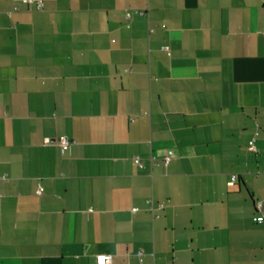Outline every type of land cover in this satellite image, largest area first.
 <instances>
[{
  "label": "crops",
  "instance_id": "crops-1",
  "mask_svg": "<svg viewBox=\"0 0 264 264\" xmlns=\"http://www.w3.org/2000/svg\"><path fill=\"white\" fill-rule=\"evenodd\" d=\"M41 2L0 0V264H264V0Z\"/></svg>",
  "mask_w": 264,
  "mask_h": 264
},
{
  "label": "built area",
  "instance_id": "built-area-1",
  "mask_svg": "<svg viewBox=\"0 0 264 264\" xmlns=\"http://www.w3.org/2000/svg\"><path fill=\"white\" fill-rule=\"evenodd\" d=\"M25 2H33L34 4V8L36 10H39L41 8V5H42V2L41 0H24ZM164 49L167 50L168 47L167 46H164ZM256 134V133H255ZM58 143H59V146L62 150H64L65 148H67V146L69 145L70 141L65 137V136H59L58 138ZM249 148L252 149V150H255V147L253 145V139H251L249 141ZM170 155H171V152L169 151L164 157H163V164L166 165L170 159ZM153 156H149V160H153ZM134 163L138 166H142L143 165V162L142 160L140 159V157L136 156L134 159H133ZM236 179V176L233 174L231 175L230 177V182H234ZM41 191V188L40 186H37V189H36V193L39 194ZM157 209H161L162 208V205L159 204L156 206ZM256 209L257 210H261V202H257L256 203ZM153 210H154V207L152 205L149 206V211L151 212V214H153ZM96 264H110V261H111V255L110 254H107V253H99L96 255Z\"/></svg>",
  "mask_w": 264,
  "mask_h": 264
},
{
  "label": "rangeland",
  "instance_id": "rangeland-1",
  "mask_svg": "<svg viewBox=\"0 0 264 264\" xmlns=\"http://www.w3.org/2000/svg\"><path fill=\"white\" fill-rule=\"evenodd\" d=\"M257 203V202H256Z\"/></svg>",
  "mask_w": 264,
  "mask_h": 264
}]
</instances>
